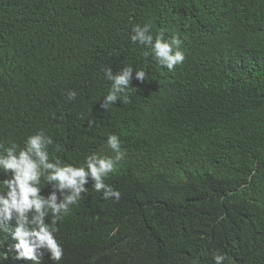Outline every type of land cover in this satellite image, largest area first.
<instances>
[{
  "label": "trees",
  "instance_id": "trees-1",
  "mask_svg": "<svg viewBox=\"0 0 264 264\" xmlns=\"http://www.w3.org/2000/svg\"><path fill=\"white\" fill-rule=\"evenodd\" d=\"M145 23L181 40L182 64L142 55L129 36ZM128 65L148 79L104 111L103 69ZM39 130L73 166L112 155L109 133L126 152L105 178L119 199L89 178L59 226L58 264H74L82 238L94 264H214L217 251L223 264H264V0H0V143ZM14 226L0 233V264L25 261Z\"/></svg>",
  "mask_w": 264,
  "mask_h": 264
},
{
  "label": "clouds",
  "instance_id": "clouds-1",
  "mask_svg": "<svg viewBox=\"0 0 264 264\" xmlns=\"http://www.w3.org/2000/svg\"><path fill=\"white\" fill-rule=\"evenodd\" d=\"M224 40V33L220 36ZM130 41L142 46V55L151 56L163 68L169 71L183 63L185 54L181 50V40L175 36L166 38L164 32L153 34L151 24L135 25L131 29ZM104 78L110 82L106 95L100 102L104 111L119 100L129 103L130 82L133 78L143 82L148 79L146 70H135L123 66L115 74L110 67L103 69ZM136 90V89H134ZM77 93L69 90L67 99L76 98ZM92 127L94 120H89ZM53 139L39 130L27 136L23 145L8 142L6 146L0 143V233L9 232V222L14 221L11 230L12 239L16 241L12 250L16 259H22L21 264H42L44 253L58 264L63 256V249L56 239V232L63 222H71L76 216L77 202L87 193L85 185L89 178L93 181V189L103 191V198L119 199L120 193L105 184V178L116 170L126 152L121 147L119 137L114 133L107 134L106 150L112 155H101L93 152L84 157L79 167L64 163L61 159L50 157L49 146ZM56 152L63 151L59 144L54 146ZM2 242V241H0ZM88 241L79 239L73 248L69 259L74 264H94L88 258ZM4 256L0 254V259ZM226 259L220 252L213 253L214 264H223ZM79 261V263L77 262Z\"/></svg>",
  "mask_w": 264,
  "mask_h": 264
}]
</instances>
